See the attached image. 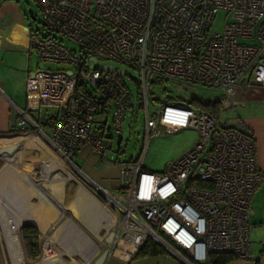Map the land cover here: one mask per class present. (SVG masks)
Returning <instances> with one entry per match:
<instances>
[{"label": "built area", "instance_id": "1", "mask_svg": "<svg viewBox=\"0 0 264 264\" xmlns=\"http://www.w3.org/2000/svg\"><path fill=\"white\" fill-rule=\"evenodd\" d=\"M33 1L41 22L29 28L37 69L28 97L56 109L39 129L49 149L69 166L81 147L105 160L126 115L142 113L139 157L117 162L113 194L100 188L111 202L109 256L120 251L130 260L151 240L183 264H204L211 253L251 259V201L262 181L254 140L241 122L222 125L190 102H161L156 92L170 84L211 91L227 109L242 84L263 86L264 0ZM100 62L133 70L135 94L123 81L128 73ZM43 63L57 70H39ZM20 114L21 130L36 129ZM188 128L197 135L191 149L162 173L144 169L152 137Z\"/></svg>", "mask_w": 264, "mask_h": 264}, {"label": "rangeland", "instance_id": "2", "mask_svg": "<svg viewBox=\"0 0 264 264\" xmlns=\"http://www.w3.org/2000/svg\"><path fill=\"white\" fill-rule=\"evenodd\" d=\"M13 3L21 7L23 13L26 15L29 23L33 26H39L41 17L38 12V8L33 0H0L1 3ZM31 11L36 19L32 21L28 17V13ZM223 14L220 13L216 19V28L220 29ZM65 43V42H64ZM66 44H68L66 42ZM33 62H36L35 54L33 55ZM99 65H108L118 70L128 73L130 76H125L123 81L128 85L132 91V95L135 94L136 85L131 79L135 77L136 73L128 67L119 65L112 62H100ZM39 70H57L56 67L48 66L47 64H40ZM163 91V92H162ZM158 92V93H157ZM156 92V98L161 102L183 100L190 102L192 99L198 101L207 102H221L220 95L211 91H201L192 89L186 86L178 85H164ZM234 101V100H233ZM235 102V101H234ZM242 102V100H241ZM256 102H247L246 104L239 105L234 108H223L220 112L219 121L222 125L234 126L238 125L248 111L254 108ZM56 109L50 106H41L40 110L32 116H40V118L51 116ZM109 120V118H107ZM143 117L142 113L132 115L129 112L126 115L125 122L122 126L121 134L123 140L120 145L117 146L116 139L110 141L108 144V155L105 160L98 159L95 155H92L89 150L83 149L77 158L72 159V165L69 166L59 157L53 154L44 138L41 134L29 124L25 126L24 131L26 133L36 134V138L33 141H25L21 145L10 146L8 150L0 151V253L2 256L3 264H10L4 247V235L5 223L8 224V219H12V222L16 228L19 227L20 238L23 246L25 257L30 262H36L41 259L42 254L44 257L52 261L51 264H76L73 262H66L65 258L57 260L56 255H59L58 246V233L60 231L63 222L67 218L76 220L77 225H83L87 223L85 220V213L87 208L85 207V200L87 201V195L83 194V190L79 187V183L87 186L92 192H94L106 205L107 210L110 212L111 202L109 198L100 194L99 190L95 188L87 179H85L76 170H80L84 175L92 181V183L99 188H102L109 193H114V187L117 186L118 166L117 162L135 161L142 150V136H143ZM24 132V133H25ZM45 134H49L48 130H45ZM106 135H109L106 134ZM30 136H26L25 139H29ZM196 132L192 129L181 130L177 133L166 134L162 133L158 137H152L150 139L149 148L144 158L143 167L145 170L152 173H162L170 162L178 159L186 151L191 149L196 142ZM13 144V143H12ZM11 145V144H10ZM90 153V155H88ZM55 162L63 165L68 171L65 175L58 174V169L55 167ZM45 164L52 165L53 169L49 171V167H45ZM76 168V169H75ZM96 175L90 177L87 172ZM93 179V180H92ZM24 194V195H23ZM23 195V197H22ZM80 195V196H79ZM25 196V198H24ZM83 197L82 201L77 198ZM76 200L80 203L78 207ZM89 206L96 207L95 204L87 202ZM6 208V212H3L1 207ZM8 208V209H7ZM89 208V207H88ZM8 210V211H7ZM19 210H25L27 219L31 216H36L42 220V225L38 226L33 224L30 220L24 221ZM8 212V213H7ZM3 214V215H2ZM25 216V215H24ZM19 217V220L16 218ZM66 218V219H65ZM8 220V221H6ZM9 221V225H12ZM25 223V224H23ZM23 224V225H22ZM24 225H35L39 232V256L32 260L28 259L25 253V245L22 237V227ZM43 233H47V239ZM104 233L101 232L100 235ZM109 234L103 236V244H106ZM44 247V250H42ZM104 250L97 255L91 262V264H104V261L113 258L109 256V248L103 247ZM91 251V254L95 252ZM88 253L90 254V252ZM79 253L77 252L76 255ZM84 254V253H80ZM82 258L85 255L80 256ZM76 261V260H75ZM98 261V263H97ZM78 262V261H77ZM78 263H81L80 261Z\"/></svg>", "mask_w": 264, "mask_h": 264}, {"label": "crops", "instance_id": "3", "mask_svg": "<svg viewBox=\"0 0 264 264\" xmlns=\"http://www.w3.org/2000/svg\"><path fill=\"white\" fill-rule=\"evenodd\" d=\"M30 26L31 24L29 23L26 15L23 13L21 7L17 6L16 4L6 2L0 4V151L1 149L8 150V147L12 145L18 146L23 144L25 141H33L38 138L36 137V134H33L34 132L26 133L24 130H21L18 127V121L21 118L20 113L26 114L34 123H37V120L40 121V119H42L40 118L39 114L38 116H32V114H35L40 110L41 106H37L35 102L30 100L28 97L30 78L29 73H34L37 69L36 53L32 51L29 46ZM34 54L36 57V62H33ZM233 100L236 103L235 107L246 104L247 102H256L254 108L252 110L250 109L240 122L243 124L245 130H247L253 136L256 148V162L257 167L262 174V181L251 201V206L253 209V214L249 218L251 259H238L229 264H264V85L257 87L250 84H242L236 92ZM235 126L236 125L228 127ZM38 128L41 129L40 127ZM26 136H30L29 139H25ZM83 149L89 150L92 155H95L98 157V159H101L88 147L79 148L77 155L74 158H77ZM88 155H90V153H88ZM55 166V168L58 169V174L61 173L62 175H65L68 173V170L63 165L55 162ZM45 167H49L50 171L53 166L45 164ZM87 174L91 175L89 171ZM91 176L96 178V175L93 173ZM79 187L83 190V194L87 195V198H89L87 201H84L85 207L87 208L85 213V220L87 223L86 225H83L82 223V225L79 226L77 225L76 220L65 218L66 220L63 222V225L61 226L58 233L59 237H57L60 239L57 241L59 246V255H56V258L57 260L60 258H65L64 260L66 262L68 261L69 263L73 260V262L76 264H91L92 260L101 253L103 247L105 248V246L108 245V243H106V245L102 243L103 236L112 233L113 220L110 212L107 210L108 208L106 205L94 192H92L82 183H79ZM116 188L117 186H115L113 190L115 191ZM79 196L77 200L82 201L83 197ZM77 200L76 202L79 207L80 203ZM87 202L91 203L92 205L95 204L96 207L89 206ZM1 208L5 213L6 208L3 206ZM19 211L24 221L27 222V220H30V222L33 224H37L38 226L42 225L43 221L38 219L36 216H31L27 219L26 214L24 213L25 210ZM16 218L19 220V217ZM8 220L12 222L13 218ZM9 221L7 226L5 223L6 234L2 240H4L3 245L5 247L7 254L6 256L8 257L10 264L53 263L44 257L43 254L41 259L37 260L36 262L28 261L23 251L19 233V227L21 224H19L18 228H16V225L14 226L13 222L12 225H9ZM101 232L104 234L100 235ZM43 234L45 241L47 239V233ZM89 248L95 252L91 254V251L88 250ZM42 250H44V247ZM77 252L79 253L78 255H76ZM80 253L84 254L80 255ZM82 255H85V257H80ZM77 261H80L81 263H78ZM0 264H3L1 253ZM104 264L183 263L179 262L170 255H158L146 258L133 257L128 261H123L114 256L107 261L105 260Z\"/></svg>", "mask_w": 264, "mask_h": 264}, {"label": "trees", "instance_id": "4", "mask_svg": "<svg viewBox=\"0 0 264 264\" xmlns=\"http://www.w3.org/2000/svg\"><path fill=\"white\" fill-rule=\"evenodd\" d=\"M156 84V83H155ZM190 103L197 107L198 109L202 110L205 113H208L212 115L217 121H219L220 112H221V102H201L198 101L196 98L192 99ZM51 116L44 117L40 119V121L37 120V127H40L42 130L46 128L47 122ZM249 136L253 139V136L251 133H249ZM79 150V149H78ZM78 152V151H77ZM77 152L75 153L74 157H76ZM22 237L23 242L25 245V253L28 259H36L39 256V232L37 228L33 226H25L22 228ZM158 255H169V253L158 243H155L151 240H147L143 247L137 252V254L134 256V258H146V257H154ZM239 258L232 255V254H226V253H211L208 254L206 257V261L204 264H229L235 260H238Z\"/></svg>", "mask_w": 264, "mask_h": 264}, {"label": "water", "instance_id": "5", "mask_svg": "<svg viewBox=\"0 0 264 264\" xmlns=\"http://www.w3.org/2000/svg\"><path fill=\"white\" fill-rule=\"evenodd\" d=\"M28 17H29V19H31L32 21H35V17H34V15H33V13L31 12V11H29V13H28ZM103 70H110V71H114V69H112V68H108V67H104L103 68ZM122 75L124 74L123 72L121 73ZM38 131H39V128H37V127H35ZM121 139H122V136L121 135H119L118 137H117V141H116V144H117V146H119L120 145V143H121ZM76 169V168H75ZM80 174H81V176H83L85 179H87L89 182H91L80 170H78V169H76ZM91 184L93 185V186H95V188H99L98 186H96V185H94L92 182H91ZM100 189V188H99ZM98 189V190H99ZM100 191V190H99ZM25 226H33V227H35L36 228V226L35 225H24L23 227H25ZM22 227V228H23ZM111 239H112V236H109V238H108V240H107V242H110L111 241Z\"/></svg>", "mask_w": 264, "mask_h": 264}, {"label": "bare ground", "instance_id": "6", "mask_svg": "<svg viewBox=\"0 0 264 264\" xmlns=\"http://www.w3.org/2000/svg\"><path fill=\"white\" fill-rule=\"evenodd\" d=\"M99 189V188H98ZM100 191V194H102L104 197H106V198H109L110 197V195H108L107 193H105L103 190H101V189H99ZM121 247H122V245H120ZM127 249L129 250V252H131V253H133L134 252V250H135V248L134 247H132V246H130V247H127ZM115 257H117V258H119V259H121V260H123V261H128V259H129V254H127V253H123V252H120V251H116L115 252Z\"/></svg>", "mask_w": 264, "mask_h": 264}]
</instances>
